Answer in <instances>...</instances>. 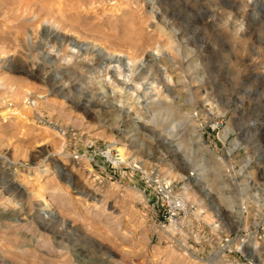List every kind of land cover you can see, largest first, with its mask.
Wrapping results in <instances>:
<instances>
[{
	"label": "rangeland",
	"instance_id": "374dc122",
	"mask_svg": "<svg viewBox=\"0 0 264 264\" xmlns=\"http://www.w3.org/2000/svg\"><path fill=\"white\" fill-rule=\"evenodd\" d=\"M0 264H264V0H0Z\"/></svg>",
	"mask_w": 264,
	"mask_h": 264
},
{
	"label": "bare ground",
	"instance_id": "6f19581e",
	"mask_svg": "<svg viewBox=\"0 0 264 264\" xmlns=\"http://www.w3.org/2000/svg\"><path fill=\"white\" fill-rule=\"evenodd\" d=\"M72 45V44H71ZM74 48H79L77 46V44H75L73 46ZM80 49V48H79ZM92 50L94 49L95 50V47L93 46L91 48ZM97 55L99 57L102 58V60H107L108 62H113V63H116V66L113 67V76L116 75V77L120 76V74L118 73V67L117 65L120 64V58L119 56L115 57L113 54H109L108 52H106L105 50L103 49H99L97 50ZM151 58H153V61H154V54H151L150 55ZM100 59V58H99ZM157 62V61H156ZM154 64V63H152ZM152 64H150L152 66ZM122 65V67L124 68L125 71L129 72L130 68L132 67V63L130 62V60H128L126 58L125 60V64H120ZM144 65V64H143ZM108 66V65H107ZM149 66V65H147ZM121 67V68H122ZM112 69V68H111ZM146 69V68H145ZM112 71V70H111ZM120 72H121V69H120ZM111 76V77H113ZM164 81H170L169 80V77L167 75H165L164 77ZM110 79V78H109ZM127 79V78H126ZM152 89V88H151ZM154 89V88H153ZM156 89V88H155ZM167 98V97H166ZM77 106V105H76ZM85 112L89 113L90 110L87 106H83ZM198 141L201 143L200 139L197 137ZM165 140V139H164ZM178 145V144H177ZM174 152H176V150H173ZM119 153V156L120 158L122 159V156H123V151L121 149H117V151ZM119 158V157H118ZM119 158V159H120ZM120 159V160H121ZM122 161V160H121ZM205 179V178H204ZM184 180H185V183H184V186L183 188L184 189H187L189 186H194L196 188V191L199 195V197H202L203 198V201L204 203L207 205V206H211L213 205V199H212V196H210V189H204L203 187L199 186V181L198 179L196 178H193V179H190V178H186L184 177ZM10 182V181H9ZM68 183H71L69 180H68ZM204 185V184H203ZM183 189V190H184ZM190 189V188H189ZM39 201L41 202V205H39L41 207V209L39 210L38 212V216H37V224H40V226L44 227L46 230H48V232L50 234H53V235H58L60 236L61 238L64 237L66 235V237L70 238L74 236V234L71 233L72 229L68 226L67 223H65L64 221H60L58 219H56V217L54 216L53 213H51L49 211V206H47L44 198L42 196L39 197ZM214 206V205H213ZM216 213H219L221 210L217 207L216 208ZM55 225V226H54ZM79 235V234H78ZM70 239H68V241H70ZM79 239V237H78ZM81 239V238H80ZM76 240V239H75ZM74 240V241H75ZM67 241V242H68ZM78 241V240H77ZM102 253L103 255H107L108 256V253L106 252V250H102Z\"/></svg>",
	"mask_w": 264,
	"mask_h": 264
},
{
	"label": "built area",
	"instance_id": "2783aa9c",
	"mask_svg": "<svg viewBox=\"0 0 264 264\" xmlns=\"http://www.w3.org/2000/svg\"><path fill=\"white\" fill-rule=\"evenodd\" d=\"M162 206L169 213L170 218H174L179 209L181 208V200L176 197L165 198L162 201Z\"/></svg>",
	"mask_w": 264,
	"mask_h": 264
}]
</instances>
